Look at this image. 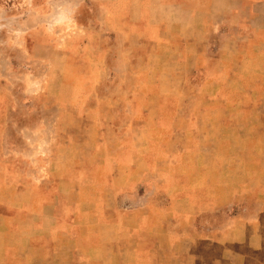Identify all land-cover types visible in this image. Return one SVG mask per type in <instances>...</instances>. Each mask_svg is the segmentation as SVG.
Here are the masks:
<instances>
[{"label": "crops", "instance_id": "obj_1", "mask_svg": "<svg viewBox=\"0 0 264 264\" xmlns=\"http://www.w3.org/2000/svg\"><path fill=\"white\" fill-rule=\"evenodd\" d=\"M117 1L41 172L0 121V264H264V0Z\"/></svg>", "mask_w": 264, "mask_h": 264}, {"label": "rangeland", "instance_id": "obj_2", "mask_svg": "<svg viewBox=\"0 0 264 264\" xmlns=\"http://www.w3.org/2000/svg\"><path fill=\"white\" fill-rule=\"evenodd\" d=\"M118 3L0 0V121L7 114L10 128L4 140L19 150L15 157L24 158L17 164L21 172H41L42 165L30 163L31 157L44 158L49 150L46 145L57 142L62 105L56 96L60 92L69 96L63 78L68 55L82 53V76L92 78L96 77L95 68L102 67V59L114 68L125 63L116 59L124 39L117 42L118 47L112 46L118 29L105 19L107 11ZM96 36L99 38L94 40ZM80 76L73 74L76 82ZM70 103L77 106L79 101Z\"/></svg>", "mask_w": 264, "mask_h": 264}]
</instances>
